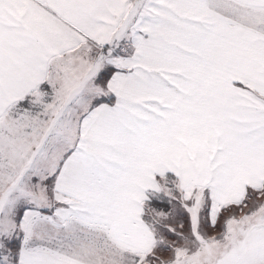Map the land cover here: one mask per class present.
Instances as JSON below:
<instances>
[{
    "label": "snow or ice",
    "instance_id": "6c2138e0",
    "mask_svg": "<svg viewBox=\"0 0 264 264\" xmlns=\"http://www.w3.org/2000/svg\"><path fill=\"white\" fill-rule=\"evenodd\" d=\"M0 264H264V0H0Z\"/></svg>",
    "mask_w": 264,
    "mask_h": 264
}]
</instances>
